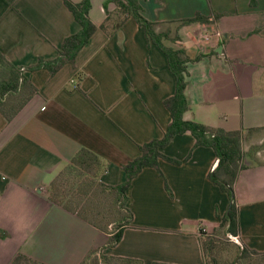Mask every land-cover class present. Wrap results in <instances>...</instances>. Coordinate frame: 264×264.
I'll list each match as a JSON object with an SVG mask.
<instances>
[{
    "label": "crops",
    "instance_id": "1",
    "mask_svg": "<svg viewBox=\"0 0 264 264\" xmlns=\"http://www.w3.org/2000/svg\"><path fill=\"white\" fill-rule=\"evenodd\" d=\"M141 5L155 30L168 33L164 43L182 46L190 59L184 119L244 135L264 129V0ZM116 7L92 0L90 19L107 29L93 33L75 66L55 74L25 69L37 94L11 121L0 112V264L19 252L46 264H79L103 246L108 234L50 200L52 180L85 147L107 168L101 181L120 184L123 164L141 154V144L163 137L172 120L164 100L176 78L167 55L132 16L115 28L109 15ZM198 14L205 19L185 22ZM80 27L64 0H0V51L16 66L55 59ZM195 142L189 131L175 135L162 151L183 162L159 158L163 174L144 166L133 179V224L105 252L143 264H205L203 239L225 230L229 196L209 178L215 150ZM234 186L240 240L264 252V162L243 168Z\"/></svg>",
    "mask_w": 264,
    "mask_h": 264
},
{
    "label": "trees",
    "instance_id": "2",
    "mask_svg": "<svg viewBox=\"0 0 264 264\" xmlns=\"http://www.w3.org/2000/svg\"><path fill=\"white\" fill-rule=\"evenodd\" d=\"M111 1L117 6L116 9L110 13L111 15H109V19L112 20L111 24H114L115 28H118L127 17L132 16L143 26L150 41L157 44L167 55L170 70L176 78V89L172 96L164 100L165 106L172 115V120L164 136L141 144L139 146L141 154L126 164H123L122 167L126 172V179L124 182L111 185L101 181L100 175L106 171L107 168L98 154L85 147L80 148L72 157L71 161L66 164L52 180L49 190V198L51 201L77 214L83 220L108 234L107 242L101 247L91 249L79 264H143L141 259L108 254L105 252V249L115 246L121 240L124 229L133 224V212L128 206L129 196L127 194V190L133 179L141 172L144 166L155 167L163 174L159 166V158H164L175 164H181L183 162L182 160L167 156L163 153L162 149L169 144L175 135L187 131L191 132L195 137V146L206 145L213 147L215 150L219 163L217 167L209 173V178L229 196L228 210L222 216L220 227L222 229L225 228L226 233L239 235V205L234 185L240 171L247 167L243 166L241 169L237 170V163L242 159L241 144L244 136L243 130L228 131L197 121L185 120L183 114L189 108V102L185 91L188 84V62L190 60L185 49L182 46L175 48L164 43V38L168 37V33L157 32L155 30L154 22L143 14L141 0H107V2ZM64 2L72 11L81 27L77 32L65 38L58 57L55 59L39 57L36 63L27 67H21L9 62L0 51V112L7 121H11L38 92L37 86L32 82L30 77L26 76L24 72L25 69L34 71L40 68H47L51 74H55L67 63H71L75 66L78 52L89 41L93 33L98 28L107 29L105 23L99 27L90 19L89 10L92 5V0H82L78 3L72 2L71 0H64ZM197 19L205 18L198 14L194 18L185 20V22ZM179 40L180 36L177 34L174 41L176 42ZM251 130L252 129L249 131ZM84 173L93 174L95 177V180L92 181L97 187L92 193L93 196L99 197L101 195H108V197L106 196L105 198L115 202L118 215L114 223V232H106L105 229L98 227L86 214L87 205L82 203L81 199L85 195H88L92 188L87 187V185L80 187L83 180L76 186H73V180ZM166 188L172 195L171 189L167 183ZM61 195L68 196V198L61 199ZM215 236L218 235H209L203 239L204 252L205 242L207 240L211 241ZM236 244L239 246L241 259L256 255L262 258L258 264H264V252L250 249L242 242ZM9 264L46 263L19 252L13 257ZM154 264L163 263L155 262Z\"/></svg>",
    "mask_w": 264,
    "mask_h": 264
},
{
    "label": "rangeland",
    "instance_id": "3",
    "mask_svg": "<svg viewBox=\"0 0 264 264\" xmlns=\"http://www.w3.org/2000/svg\"><path fill=\"white\" fill-rule=\"evenodd\" d=\"M242 159L237 163V170L243 166L255 165L264 162V129L249 131L242 138L241 144ZM80 187H91L92 190L81 200L87 205L86 214L97 224L98 227L105 229L106 232H114L115 219L118 215L116 204L105 198L108 195L99 197L93 196L97 185L93 183L95 180L93 174L84 173L73 180V186L79 182ZM61 199L68 196L61 195ZM94 202V203H91ZM105 233V232H104ZM100 247V246H99ZM239 246L224 231L220 232L211 241L205 242V264H258L261 257L251 255L248 258L241 259Z\"/></svg>",
    "mask_w": 264,
    "mask_h": 264
},
{
    "label": "built area",
    "instance_id": "4",
    "mask_svg": "<svg viewBox=\"0 0 264 264\" xmlns=\"http://www.w3.org/2000/svg\"><path fill=\"white\" fill-rule=\"evenodd\" d=\"M208 38H209V37L206 36V39H208ZM218 163H219V159L215 162V164H214V166H213V170L217 167ZM229 237H230L234 242L239 243V244L241 243V240H240L239 235H232V234H229Z\"/></svg>",
    "mask_w": 264,
    "mask_h": 264
}]
</instances>
